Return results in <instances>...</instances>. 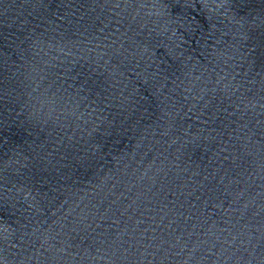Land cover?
<instances>
[{
	"label": "water",
	"instance_id": "1",
	"mask_svg": "<svg viewBox=\"0 0 264 264\" xmlns=\"http://www.w3.org/2000/svg\"><path fill=\"white\" fill-rule=\"evenodd\" d=\"M0 264H264V0H0Z\"/></svg>",
	"mask_w": 264,
	"mask_h": 264
}]
</instances>
